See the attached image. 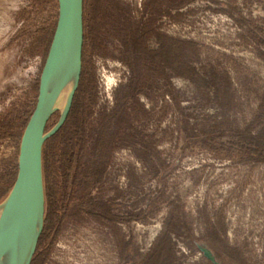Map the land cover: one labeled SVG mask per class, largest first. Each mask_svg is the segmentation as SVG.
Instances as JSON below:
<instances>
[{
	"label": "rangeland",
	"instance_id": "374dc122",
	"mask_svg": "<svg viewBox=\"0 0 264 264\" xmlns=\"http://www.w3.org/2000/svg\"><path fill=\"white\" fill-rule=\"evenodd\" d=\"M58 17L0 0V204ZM84 23L32 264H264V0H85Z\"/></svg>",
	"mask_w": 264,
	"mask_h": 264
},
{
	"label": "water",
	"instance_id": "95a60500",
	"mask_svg": "<svg viewBox=\"0 0 264 264\" xmlns=\"http://www.w3.org/2000/svg\"><path fill=\"white\" fill-rule=\"evenodd\" d=\"M84 3L85 0H59V17L41 73L37 105L20 143L17 177L0 204V264H32L45 228L44 147L66 123L80 86L85 44ZM59 110V120L48 129ZM201 249L216 262L209 248L201 246Z\"/></svg>",
	"mask_w": 264,
	"mask_h": 264
},
{
	"label": "bare ground",
	"instance_id": "6f19581e",
	"mask_svg": "<svg viewBox=\"0 0 264 264\" xmlns=\"http://www.w3.org/2000/svg\"><path fill=\"white\" fill-rule=\"evenodd\" d=\"M66 94H67V91H65V92L63 93L62 98H61V100H60V104H59V106H60L61 108H63V106H64V101H65V96H66Z\"/></svg>",
	"mask_w": 264,
	"mask_h": 264
}]
</instances>
